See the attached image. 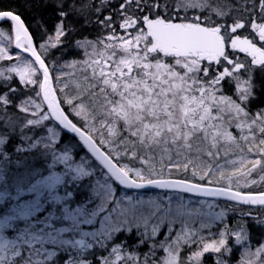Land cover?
<instances>
[{"label":"snow or ice","instance_id":"1","mask_svg":"<svg viewBox=\"0 0 264 264\" xmlns=\"http://www.w3.org/2000/svg\"><path fill=\"white\" fill-rule=\"evenodd\" d=\"M108 2L102 0L105 5ZM57 7L60 19L54 26V38L49 36L48 43L40 45L44 52L49 47L56 48L68 34L65 21L69 12L63 10L62 4ZM133 7L144 14L136 15ZM259 7V21L254 18L250 23L255 37H249L237 33L238 29L246 27V22L239 19L228 26L217 24L212 16L223 18L229 11L213 5L212 0H179L177 12L181 8L208 11L206 17H184L180 22L167 15L166 4L163 13L159 11V0L152 3L123 0L119 5L122 16L119 27L127 36H117L115 22L107 16L98 23L111 28L110 34L97 41H77V47L85 49L88 59L82 62V77L65 82L59 88L64 94L63 100L57 98L49 66L34 46L21 15L0 10V22H8L14 33L15 48L31 57L29 60L21 54L14 56L8 46L0 45V61H16L11 67L0 69V78L9 82L12 76L8 74L14 73L21 84L32 85L35 96L40 98L23 100L19 111L31 117L24 120L22 133L26 128H40L43 132L35 140L23 135L22 139L29 142L27 147L16 146L14 151L27 153L42 145L45 159L51 157L45 169L47 175L36 170L38 165L19 157L15 168H9L12 161L5 146L10 143V137L0 133V160L3 161L0 163V202H12L8 214L0 218V264H56L54 258L58 252L49 250L48 246L68 253L71 258L64 264H91L81 258L83 253L94 244L106 247L105 241L111 240L114 233L123 230L122 225L129 223L127 210L113 217L116 208L109 207L121 204L115 199L114 183L127 189L151 186L197 196H222L244 205H264V192L244 194L239 190L264 182V109L251 115L247 107L257 98L255 71L259 69L264 73V22H260L264 21V0H259ZM9 37L10 33L0 29V38L11 45L13 40ZM257 37L261 42L259 46ZM228 47L245 53L250 61L242 63L238 58H230ZM89 48L91 52L87 51ZM222 61L231 65V69L224 66L222 71H213L212 66L221 65ZM76 63L63 67L74 68ZM242 70L246 78L240 81L234 74ZM63 75H58L56 81L62 80ZM69 75L75 76V73ZM225 78L238 81V99L217 95ZM70 86L75 90L72 94L65 91ZM9 91L14 93L16 89L9 88ZM11 103L7 94L0 95V106L6 108ZM63 105L84 123L74 122ZM233 120L241 132L239 139L225 127ZM245 129L247 134H244ZM65 132L77 137L79 145L86 149L79 163L74 160L77 145L69 141L62 148L57 147ZM239 141H244L245 145ZM222 151L225 156L234 151L240 155L220 164L217 161ZM87 154L94 160L87 158ZM249 154L258 158H249ZM58 164L64 167L62 173L52 171ZM173 169L191 171L199 180H207L208 184L223 182L224 186L205 187L184 179H164L165 171L171 173ZM257 170L261 172L259 180L249 179ZM97 172L102 181L97 179L95 184H90L84 202L74 209L70 207L74 196L71 189L58 194L62 186H76ZM26 194H34L35 199L19 202ZM126 199L131 201L130 197ZM149 203L155 204L154 201ZM185 207L181 204L177 212L184 214ZM155 208L158 210L159 205ZM101 214L104 215L98 231L82 230L83 225L96 223ZM206 215L209 220L201 222V228L211 227L214 221L223 220L225 214L221 211ZM16 222H23V227ZM64 222H68L67 226L57 227ZM256 224L264 227V220L257 218ZM6 229H13L16 234L10 238L5 235ZM156 230L153 227V234ZM65 234H70L71 238H64ZM196 235V231L186 230L183 236L177 237L176 243L179 245L183 240L185 244L202 245L189 257L197 262L205 253L231 252L229 236H234L237 245L249 240V230L242 220L235 230L225 224L219 239L208 240L203 236L193 239ZM89 237L93 242L87 241ZM120 251L119 245L112 247L115 260L104 257L101 264H116L122 259ZM165 251L168 256L164 264H181L179 247L173 249L169 245ZM262 254L264 244L250 254L255 260L248 259L242 264H264ZM216 264L225 262L217 259Z\"/></svg>","mask_w":264,"mask_h":264},{"label":"rangeland","instance_id":"2","mask_svg":"<svg viewBox=\"0 0 264 264\" xmlns=\"http://www.w3.org/2000/svg\"><path fill=\"white\" fill-rule=\"evenodd\" d=\"M244 0H212V4L215 6L223 7L225 10L232 12L233 9H231L232 5L236 6L239 5V3L243 2ZM249 5L254 4V0H246ZM149 3L154 2V0H148ZM159 3L161 4L162 8L166 4L167 8L169 9L170 7H173L176 9V5L179 3V0H159ZM257 5H255L256 7ZM164 9V8H163ZM167 9V10H168ZM86 9L81 10L80 12H84ZM136 15L142 16V14L135 9ZM79 11V9H78ZM77 11V12H78ZM169 13H171V9L168 10ZM177 12V11H176ZM82 17L85 18V22L88 21L90 18V13L89 12H84ZM178 13L181 15H177L175 18L176 19H181L184 17H187L188 19H191L192 17L199 15L201 17H206L208 15V11H200L199 9L191 8L185 11L183 8H181ZM131 14V13H130ZM120 14H117L118 18L120 17ZM227 16L220 18L215 15L212 16V19L216 21L217 24H223L226 22L228 19ZM80 21V19H78ZM83 22L78 24V27H83L86 25L84 24V19L81 20ZM120 23L115 26L116 32L115 34L117 36L124 35L127 36V33L119 27ZM224 25V24H223ZM66 27L69 31V34L71 33V28L70 25L66 24ZM102 27V33L104 35H108L111 33V29H107L103 25ZM0 29L5 30L3 27ZM34 36L36 37V48L38 49L39 53L41 54L42 58L45 60L47 59V63L49 66V69L52 74L53 78V85L56 88V92L58 93L59 99L60 97L63 100L64 94L59 92V88L65 83L69 82L71 83L74 80L80 79L83 75V73L80 71V69L83 67L82 62L87 60L86 57H88L85 54V49L83 48H78L76 43L73 46H70L68 49L67 46L64 44V37L61 38L62 43L58 44L56 48H48L47 52H44L41 48L40 45L42 44H47L48 43V38L46 34V29L43 26H34ZM242 29H238L237 33H239ZM6 32L9 33V31L6 29ZM73 33L75 34V29H72ZM129 31H134V29H130ZM231 35V33H229ZM10 39L13 40V43L9 45V41L3 38H0V45L2 46H8L9 47V52L12 55L16 54H21L23 55L26 59L31 60L27 56H25L23 53H20V51H17L15 49V44H14V38L12 37V34H10ZM54 38V37H53ZM86 39V38H85ZM84 39V40H85ZM89 40V39H87ZM83 41V40H81ZM39 44V46H38ZM102 47V46H101ZM71 51H75L74 53H70ZM88 52H91V48L87 50ZM61 53V54H60ZM246 56V54H244ZM67 56V57H65ZM79 56L81 58H79ZM243 56V57H245ZM240 56H232L230 55V58L236 59ZM247 57V56H246ZM250 60V57H248ZM77 62L76 67H63V65L70 64L72 62ZM16 61L10 60V61H0V69L6 68V67H11L14 65ZM206 63V62H205ZM221 66H227L229 69H231V65H227L226 62L222 61L221 65H213V71H222L220 69ZM220 69V70H218ZM71 73H75V76L69 75ZM63 75V79L60 80L59 82L56 81V77L58 75ZM8 75L14 76L17 78V83L20 84L22 89H25L27 91H23L25 96L24 100L28 99L29 97L35 98L37 100H40L39 97L35 96V89L32 85H23L19 82V77H17L14 73H9ZM234 76H239L240 81L245 79L243 71L241 73H235ZM2 78H0L1 80ZM229 80V84H226L224 81L221 82V91L217 93V95L223 94L226 96H230L233 99H238V90H237V83L238 81L233 78H227ZM228 90V92H226ZM69 94L74 93V89L70 86L68 89L65 90ZM86 99V98H85ZM22 101L17 102L15 105L11 103L8 105L6 108L3 106H0V133H7L8 136L10 137V143L5 146V151L10 157V160L12 161L11 164L8 165L9 168H15L17 158H21V160L26 161L29 164H34L38 165L39 167L36 169L38 172L47 175L48 172L45 170L47 167V164L51 162V157L50 155L45 159V150L43 149V146H39L38 149H32L31 151L27 153H17L14 151V148L16 146H21L23 145L24 147H27V141H24L22 139L23 135L31 136L33 137V140L39 139L40 134H42L43 129L37 128V129H30L26 128L24 129L23 133L21 132V126L26 118H31L30 116H27V114L22 113L19 111V105L21 104ZM254 102L251 101L247 107L248 109L250 108V105ZM15 106V108H14ZM46 108V105H44ZM68 107V106H67ZM68 113L74 118V121L76 123L83 124L84 121H82L79 117H75L72 115L71 111L68 109ZM251 119V117H249ZM10 121V122H9ZM91 123V122H90ZM14 126V127H13ZM97 127H99V124H97ZM225 127L227 128L228 131L232 132L234 136L238 137L241 135V132L239 129L235 127V121H232L231 125L226 124ZM233 128H236L239 131L238 132L235 130L236 134L234 131H232ZM245 133L247 134V129H245ZM244 133V134H245ZM71 141L74 145H77L76 152L77 156L74 158L75 163H79V157L85 156L86 150L83 149L79 145V141H77L75 138L72 137H66L63 138L62 135V140L59 145H57L58 148H62L63 145L67 142ZM235 153H229L227 156H225L224 152L222 151L220 153V160L227 158V159H237L238 157L235 158ZM235 155V156H234ZM87 158H91L89 154H87ZM251 158V157H249ZM94 160V159H93ZM0 163H3L2 160H0ZM220 164H224L223 161L219 162ZM139 166V165H137ZM52 171H57V172H63L64 167L63 165L58 164L56 168L52 169ZM180 171V170H179ZM168 174L167 170L165 171L164 176ZM261 172L260 170H257V172H254L249 179H257L259 180ZM97 179H100L102 181V177L97 174L91 178H85L83 181H81L78 185L74 186L72 184H69L67 187H61V189L58 190L59 195H63L65 191L68 189H71V191L74 193L73 200L70 203V207L73 209L77 206H79L81 203L84 202L85 197L89 194V188L90 184H95V181ZM244 178L241 177V183H243ZM114 187L117 188V193L115 196L116 200H120L121 204L119 207H117L115 204L109 205L110 208H116V212L113 213V217L119 216L121 212L126 211L127 218L129 220L128 224L122 225V231L118 233H114L113 237L111 240L105 241L106 247L101 248L99 244H94V247L91 248L92 252L96 251L97 248L98 252H105L109 251V253L105 254V257H108L112 260H115V254H111V248L113 246V242H116L118 236L124 235V239L127 236L134 235L133 238L136 240L137 245L133 248L135 249L134 252L139 253L138 255L136 254L135 256H132V252L128 253H120L122 259L117 262H128L130 261L131 264H164V261L167 259L168 252L165 251V249L171 245L173 249H176L179 247V255H180V261L181 264H216L217 259H220L225 262V264H235V263H229L230 258L226 257H221L220 253H205L200 259L199 262H197L195 259L189 260V257L192 256V254L199 250L202 245H198L196 243L192 244H185L183 240H180L179 245H177V237L178 236H183L184 231L186 230H192L196 231L197 235L193 238L196 240H199L201 235L204 232V228H201V222H207L209 220V217L206 215L207 213H219L221 211L224 212V217L223 220H216L212 223V227L216 229L215 234L211 236V239H219V232L224 230L225 224L230 228L235 230L236 228L232 225L228 224L229 218L231 215H233L234 212H237V208L234 207L233 205H230L229 207H226L225 205H222L221 203L217 202V200L212 201V200H207V199H199L195 197H190L185 194H177V193H139V192H130L127 190H122L118 185L114 183ZM161 193V194H160ZM131 198V201H129L128 198ZM30 199H35L34 194H26L24 197H21V200L19 202L23 203L26 202L27 200ZM150 201H154L155 204H150ZM219 201V200H218ZM11 203L9 201H4L0 202V208H3V210L0 212V218H2L5 214H8L9 209L11 207ZM183 204L186 207L182 209V212L184 214H179L177 212V209L179 206ZM155 205H159V209L156 210ZM208 205H212L211 208L208 207ZM238 206V204H237ZM240 206V205H239ZM91 207V205H89ZM226 207V208H225ZM171 209V211H170ZM154 212L155 214H150ZM242 212V209L240 210ZM133 213H135V218H133ZM188 213H192L191 215H188ZM247 213V212H246ZM244 213V217H251L252 222H255V218L257 217L256 214L250 213V215H246ZM47 213H44L43 215H46ZM43 215L40 216L41 219H43ZM103 215L101 214L100 217L96 218V223L93 225H83L82 230L83 231H98L100 228V222L103 219ZM68 222H64L63 224L58 223L57 227L61 226H67ZM145 223L147 224V227H145ZM20 227H23V222H16ZM139 225V226H137ZM155 227L157 230L155 234H153L152 229ZM130 229V230H129ZM203 231V232H200ZM147 233V235H145ZM214 233V232H213ZM16 233L13 231V229H6L5 230V235H9L10 238L13 237ZM66 239L71 238L70 234H65ZM79 238V237H76ZM141 238V239H139ZM88 242H93L92 239L86 238ZM210 239V240H211ZM229 246L231 247L232 250L234 249H239V251L243 252V256H246V258H243V260H248L252 259L255 260L256 258L254 256H251L250 254L255 252V249L259 246L253 247V244L251 243L253 240L249 239L244 242V244L237 245L235 243V238L234 236H229ZM209 240V239H208ZM141 241H143L141 243ZM232 243V245H230ZM264 244V240L262 242ZM49 250L57 251L58 256L60 254V250L54 248L53 246H49ZM223 251V250H222ZM221 251V252H222ZM89 252L90 249L85 251L82 255L81 258L88 259L89 257ZM98 253V254H99ZM230 253V252H226ZM89 254V255H88ZM141 255V257H140ZM58 256L54 258L55 262L58 260ZM132 256L134 259L129 260L128 257ZM100 260L103 258L99 257ZM261 259H264V254H262ZM226 260L228 262H226ZM102 262V261H101ZM100 262V264H101ZM116 262V264H117ZM58 264V261H57ZM64 264V263H63ZM239 264H242V261L239 262Z\"/></svg>","mask_w":264,"mask_h":264},{"label":"trees","instance_id":"3","mask_svg":"<svg viewBox=\"0 0 264 264\" xmlns=\"http://www.w3.org/2000/svg\"><path fill=\"white\" fill-rule=\"evenodd\" d=\"M121 3H123V0H109V2L106 5L102 3V0H0V10H10V11L20 14L21 18L25 22V25L29 27L33 35H34V30H33L34 26L35 27L43 26L46 29L47 36L54 37L55 35L54 26L57 23V21L60 19L58 15L59 9L57 5L62 4L63 10L69 12V15L65 21V27H66V24L70 25L71 33L69 34V31H68V34L64 36V43H66L64 45L67 46L69 49L70 46H73L77 41L84 40L85 38L89 39L90 41H97L99 39H103L104 37H106V35L102 33V27H101L102 25L98 23V21L103 20L107 16H111L113 21L115 22L114 27L117 26V24L121 22V19H122V16L115 18L117 17V14H120L119 5ZM255 5L257 6L255 7ZM173 7L169 8L171 9V13L168 12L169 9L167 8L168 9L167 15L172 18H175L177 15L178 16L181 15L180 13L176 12V9ZM96 8H100V11L97 12ZM84 9H86L84 12L87 11L90 13V18L88 19L87 22H85V18L82 17L83 14L85 13L80 12L81 10H84ZM231 9L233 10L228 15L227 17L228 19L226 20L224 25L225 26L231 25L234 22V20H237V19H239L241 22H246V27L242 29L238 34L250 37L253 34L251 27H250V23L254 18L259 21V17L261 14V10L259 7V0H256V3L251 4V5H249V3H247V1L244 0L243 2L239 3V5H236V6L232 5ZM159 11L163 13L164 9L162 8V6H161V9H159ZM141 14L143 15L144 13H141ZM78 19H80V21ZM83 19L85 22L84 24L86 25L84 26V28L82 26L78 27V24L83 22L81 21ZM177 20H180V19H177ZM260 22H264V21H260ZM0 27L1 28L3 27L5 30L7 29L9 33L12 34V37L14 38V33L11 32L8 22H4ZM73 28L75 29V34L72 31ZM74 52L71 51L70 53H74ZM79 58L81 57L79 56ZM86 59H88V57H86ZM45 62L48 65L47 59H45ZM256 72L257 74L254 77L255 78L254 82L256 84L255 91L257 93V98L250 105L249 112L251 115L259 113L261 109H264V73H261L259 69H257ZM224 82L226 84H229V80H227V78L224 80ZM9 88H15L16 92L14 93L10 92ZM23 91H27V90L21 88L20 84L17 83V78L14 76H12V80L9 82H5L3 79L0 80V95L7 94L9 99L12 101L13 105H15L17 102L24 100L25 94ZM226 92H228V90ZM60 100H62L61 97H60ZM63 107L66 109V111L68 110L67 105H63ZM70 118L73 119L74 121V118L71 115H70ZM235 130L239 134V131L236 128L232 129V131L234 132ZM66 137H71V136L63 133V138H66ZM239 142L241 143V145H245L244 141H239ZM245 151H246V148H245ZM233 153H235V151ZM235 155H234L235 158L239 156L238 153H236ZM249 157L258 158V157H253L251 154H249ZM226 159L227 158H224L222 160L219 159V161L217 162L219 163L220 161H223L224 163ZM163 178L164 179H169V178L184 179V180H188L193 183L201 184L202 186L203 185L210 186V187L224 186L223 182H221L220 184H216L215 182L213 184H208L207 180H199L197 177L192 176L191 171L184 172L182 169L180 171L173 169L171 173L166 174ZM233 186L235 188V183ZM239 190L245 194H248V193L259 194L261 192H264V182H260L255 185H250L249 187H241ZM217 202L221 203L222 205H225L226 207H229L230 205H233V206L235 205L234 207H236L238 211L234 212L233 215H231V217L229 218L228 224L237 228L238 222L242 220L246 224L249 230V239L253 240L251 242L253 244V247L260 246L262 244L264 240V227L258 226L256 224V219L259 218L261 220H264V207L247 208L241 205L237 206L236 204L228 202V201L225 202V201L217 200ZM241 209H242V212H240ZM0 210L2 211L3 208H0ZM246 212L256 214L257 217L255 218V222H252V218L250 216L244 217V213ZM215 231L216 229L212 226L206 227L204 228L205 234L203 233L201 236L210 240L211 236L215 234ZM200 232H203V231H200ZM133 236L134 235H130L124 239L123 238L124 235H120L118 236L116 242H113V246L115 247L119 245L121 249L120 253L125 254L128 251V253L132 252L131 253L132 256L136 257V254L138 255L139 253H136L137 251L134 252L135 249L133 248L137 245V242L136 240H134ZM230 245H232V243H230ZM98 249L100 248H97V250L94 252H92V250L90 249V252H89L90 255L88 254L89 255L88 259H90L91 264H100L102 260H100L99 257L104 258L105 254L109 253V251L99 253ZM220 254H221V257L230 258L229 263H235V264H239L240 261H244L243 258H246V256H243V252L239 251V249L231 250L230 253H226L223 250ZM73 255H75V252H73ZM70 258L71 257L68 256V253L60 252L58 256V260H57L58 264H63L65 260L70 259ZM57 261H56V264H57ZM226 262L228 261L226 260ZM117 264H131V262L130 261L117 262Z\"/></svg>","mask_w":264,"mask_h":264},{"label":"water","instance_id":"4","mask_svg":"<svg viewBox=\"0 0 264 264\" xmlns=\"http://www.w3.org/2000/svg\"><path fill=\"white\" fill-rule=\"evenodd\" d=\"M4 22H0V25L1 24H3ZM28 30H29V28H28ZM29 34L31 35V33H30V31H29ZM33 38V37H32ZM33 44H34V46H35V42H34V39H33ZM17 50H19V49H17ZM20 51V50H19ZM38 51V50H37ZM24 54H26V55H28L27 53H24ZM31 58V57H30ZM56 95H57V98H58V94H57V92H56ZM59 99V98H58ZM65 134H68V133H66L65 132ZM68 135H70V136H72V137H74L72 134H68ZM75 138H77V137H75ZM78 139V138H77ZM90 155V154H89ZM193 183V182H192ZM203 186H205V185H203ZM121 188H123V189H127V188H124L123 186H120ZM205 187H209V186H205ZM127 190H131V191H134V192H136V191H139V192H158V191H160V192H167V193H170V192H174V193H179V194H181V193H183V194H186V195H189V196H193V197H196V198H200V199H208V200H223V201H230V200H228L226 197H222V196H220V197H216V196H197L196 194H194V193H187V192H180V191H178V190H176V189H160V188H155V187H151V186H149V187H146V188H142V189H127ZM230 202H232V203H235V204H237L238 202H236V201H230ZM238 204H240V203H238ZM240 205H242V206H244V207H252V208H260V207H262V206H264V205H244V204H240Z\"/></svg>","mask_w":264,"mask_h":264},{"label":"bare ground","instance_id":"5","mask_svg":"<svg viewBox=\"0 0 264 264\" xmlns=\"http://www.w3.org/2000/svg\"><path fill=\"white\" fill-rule=\"evenodd\" d=\"M254 3H256V0H254ZM133 9H135L134 7H133ZM119 10H120V8H119ZM175 19V22H180V20H177L176 18H174ZM122 20V19H121ZM225 23V22H224ZM223 23V24H224ZM26 26V25H25ZM27 27V26H26ZM29 31H30V33H31V36L33 37V39H34V42L36 43V38L34 37V35L32 34V32H31V30L29 29ZM243 36V35H242ZM250 37H255V33H253ZM256 42H257V44H258V46H259V44L261 43V42H259V40H258V37L256 38ZM227 51H228V53H229V56L231 55V57L232 56H238V54L237 53H239V52H235V53H231V51H229V47H228V49H227ZM233 51V50H232ZM61 54V53H60ZM243 56H245L244 54L242 55V56H240V57H238V59H239V61L240 62H242V63H248L250 60H249V58L248 57H243ZM243 71V70H242ZM256 74H257V72L255 71V76H256ZM244 77H246L245 75H244ZM254 81H255V78H254Z\"/></svg>","mask_w":264,"mask_h":264},{"label":"flooded vegetation","instance_id":"6","mask_svg":"<svg viewBox=\"0 0 264 264\" xmlns=\"http://www.w3.org/2000/svg\"><path fill=\"white\" fill-rule=\"evenodd\" d=\"M229 51H231V53H235L234 51H232V49L229 47ZM238 54V56H242L243 54H245V53H237ZM222 67L223 66H221L220 67V69H222ZM220 69H218V70H220ZM226 79V78H225Z\"/></svg>","mask_w":264,"mask_h":264}]
</instances>
